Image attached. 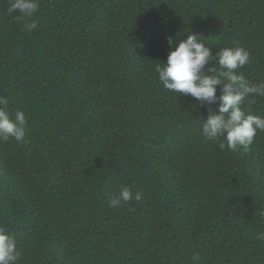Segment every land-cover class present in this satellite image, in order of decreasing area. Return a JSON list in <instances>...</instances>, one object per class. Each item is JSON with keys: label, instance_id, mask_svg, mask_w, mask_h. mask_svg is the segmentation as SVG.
<instances>
[{"label": "trees", "instance_id": "trees-1", "mask_svg": "<svg viewBox=\"0 0 264 264\" xmlns=\"http://www.w3.org/2000/svg\"><path fill=\"white\" fill-rule=\"evenodd\" d=\"M8 5L0 95L27 120L24 140L0 141L16 264H264V132L220 150L201 127L218 105L155 70L169 37L194 32L213 53L238 41L250 61L237 71L264 80V0H39L27 20ZM242 107L264 116V97ZM123 186L141 201L109 207Z\"/></svg>", "mask_w": 264, "mask_h": 264}, {"label": "clouds", "instance_id": "clouds-1", "mask_svg": "<svg viewBox=\"0 0 264 264\" xmlns=\"http://www.w3.org/2000/svg\"><path fill=\"white\" fill-rule=\"evenodd\" d=\"M38 9L39 0H9L7 12L9 15L18 12L17 19L27 20ZM25 26L33 30L37 24L32 21ZM199 37L198 33L191 32L179 40L168 38L167 62L158 64L155 69L159 81L166 90L188 95L199 105L217 104L215 111L209 107L201 125L202 135L207 141H218L220 150L235 151L242 146L247 151L257 132H264V116L246 111L242 105L246 100L252 103L256 96L264 97V80L253 83L243 72L237 71L250 61V52L238 41L213 53ZM210 61L215 64L206 69ZM220 85V95L217 96V86ZM8 104V99L0 95V141H7L10 137L22 141L27 126L26 115L19 109L10 112ZM141 199V191L133 192L131 186H123L109 199L108 206L119 208ZM257 237L264 241V233H258ZM20 254L14 235L6 226L0 225V264H16ZM193 259L199 260V257L194 255Z\"/></svg>", "mask_w": 264, "mask_h": 264}]
</instances>
